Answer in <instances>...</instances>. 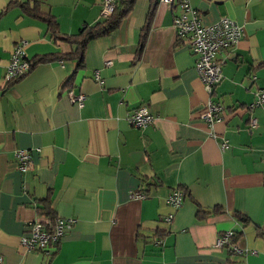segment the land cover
<instances>
[{
    "label": "crops",
    "instance_id": "0c3cea01",
    "mask_svg": "<svg viewBox=\"0 0 264 264\" xmlns=\"http://www.w3.org/2000/svg\"><path fill=\"white\" fill-rule=\"evenodd\" d=\"M189 2L203 24L226 16L243 32L218 55L223 78L212 100L223 110L212 125L202 118L208 96L195 57L172 24L177 0H132L114 29L86 41L80 67L44 61L9 86L15 46L29 59L76 48L52 40L41 16L75 35L102 20V5L0 0L1 264H264V103L247 111L264 91V0ZM140 105L154 115L141 128L128 121ZM20 149L31 153L26 170ZM173 190L183 194L176 210L166 201ZM44 206L74 220L49 255L20 242L30 222L48 217ZM226 231L237 233L232 246L215 248Z\"/></svg>",
    "mask_w": 264,
    "mask_h": 264
},
{
    "label": "built area",
    "instance_id": "2783aa9c",
    "mask_svg": "<svg viewBox=\"0 0 264 264\" xmlns=\"http://www.w3.org/2000/svg\"><path fill=\"white\" fill-rule=\"evenodd\" d=\"M117 0H100L102 9L101 17L108 18L115 9ZM166 4H173L176 0H161ZM181 11L172 18L176 37L188 43L191 53L195 57V70L207 93V100L203 109L202 118L208 125L222 119L223 105L219 101L212 100L215 87L223 78L222 64L224 59L219 58V53L230 50L231 47L242 37V27L233 19L223 16L215 23L206 25L201 22L200 14L193 7L189 0H177ZM30 67L29 58L23 54L21 46H15L10 55L9 64L5 74L6 81H10L17 76L25 73ZM95 78L98 74L95 73ZM73 101L82 104L85 95L82 93H73L68 91ZM264 103V91L256 93V98L247 105V111H251ZM154 120V115L145 105L128 112V121L135 127H146ZM249 124L251 128L257 125L256 118L250 114ZM222 149L226 148L227 143H221ZM16 157L19 160V168L26 170L31 162V153L28 150L20 149L16 151ZM136 198H143L141 193L133 194ZM167 203L174 209H178L183 201L181 191L173 190L166 199ZM174 217L173 213L166 215L164 221L170 223ZM73 219H65L54 216L46 217L44 220H34L30 222V229L27 235L21 237L22 247L27 251H40L49 255L59 244L63 234L72 226ZM233 232L226 231L219 235L214 243L215 248H222L231 244ZM158 242H161L159 240ZM235 248V247H234ZM236 251V250H235ZM1 264V261H0Z\"/></svg>",
    "mask_w": 264,
    "mask_h": 264
},
{
    "label": "trees",
    "instance_id": "16d2710c",
    "mask_svg": "<svg viewBox=\"0 0 264 264\" xmlns=\"http://www.w3.org/2000/svg\"><path fill=\"white\" fill-rule=\"evenodd\" d=\"M132 3V0H117L114 12L112 15L108 18H102L100 22H98L96 25L87 27L84 26L77 34L75 35H66L59 32L56 21L50 16V15H44L41 16L46 23L48 27V36L54 40V41H66L70 44H75L76 48L71 53H67L64 55H41L37 58L29 59L30 67L29 69L23 73L20 76H17L16 78H13L12 80L8 81L6 86H9L13 83H15L18 79L22 78L24 75H26L35 65L38 63L53 60V59H67V58H74L77 59L78 67L82 64V57H83V51L85 43L88 39L91 37H94L99 34L107 33L110 30L114 29L120 22L122 16L125 14V12L128 9V5ZM22 8L29 12V8L26 5H22ZM37 8V5H34L32 7V12ZM36 13V12H34ZM71 79V77H70ZM69 81V79H68ZM43 214L45 216L50 217L51 219L54 218L53 214L50 212L49 208L46 206L43 207ZM206 214V212H203ZM209 212H207L208 214ZM237 237V233L234 234L233 238ZM234 238V239H235Z\"/></svg>",
    "mask_w": 264,
    "mask_h": 264
}]
</instances>
